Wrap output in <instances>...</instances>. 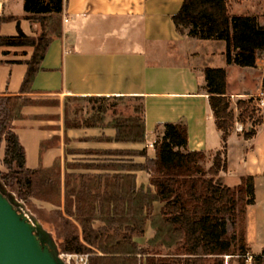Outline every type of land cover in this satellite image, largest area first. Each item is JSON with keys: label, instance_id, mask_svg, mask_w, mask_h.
<instances>
[{"label": "trees", "instance_id": "1", "mask_svg": "<svg viewBox=\"0 0 264 264\" xmlns=\"http://www.w3.org/2000/svg\"><path fill=\"white\" fill-rule=\"evenodd\" d=\"M65 2L24 0L23 18L38 23L40 33L27 35L17 25L16 35H0V48L33 49L31 57L25 61L27 71L20 94L0 95V147L4 145V170H0V179L6 188L29 212L32 200L54 206L59 223L55 232H50L60 253L88 254L87 264H224L225 257L236 258L237 264H245L247 255L252 257L250 264H264V246L258 254H251L245 237L246 209L255 204L253 176H242L237 185H227L219 175L227 167L224 150L217 152L212 165L205 168V153L187 148V126L182 121L162 125V136L154 144V158H149L145 150H114L107 153L142 156L145 162L94 166L101 170L129 173H70L65 168L62 174L59 161L49 168H27L25 148L12 125L24 117V106L43 104L23 95L33 92L34 79L41 70L49 45L55 37L61 36V14ZM11 19L13 17L2 15L0 24ZM171 19L181 34L201 40L224 41L227 64L255 67L258 58L264 59V26L255 16L231 15L228 0H183ZM226 84L225 68H206L204 83L199 86V90L209 96L216 125L223 133V147L233 119L228 111ZM262 89L264 91V75ZM69 98L86 99L99 105L92 107L93 113L82 119L74 117L69 120L65 114V128H113V138L100 139L145 143L141 98ZM109 100H135L139 104L124 114L114 107L116 103L107 106ZM238 104L243 107L241 102ZM253 132L254 129L246 136ZM48 145V142H43L40 152ZM64 166L68 167V164ZM139 170L149 176L147 187L138 186L136 175L131 173ZM157 202L162 206L159 213L154 214ZM37 217L42 223L41 217ZM148 224L154 234L143 245L139 239L145 236Z\"/></svg>", "mask_w": 264, "mask_h": 264}, {"label": "crops", "instance_id": "2", "mask_svg": "<svg viewBox=\"0 0 264 264\" xmlns=\"http://www.w3.org/2000/svg\"><path fill=\"white\" fill-rule=\"evenodd\" d=\"M23 1L0 0V16L13 17L0 24V35H16L17 25L27 35L40 33H36L37 26L41 30L38 23L23 18ZM182 3L183 0H66L61 14V36L51 41L34 79L33 92L23 97L30 100H41L35 99V95H53L58 99L139 97L144 106L145 143L100 139L113 138V128H65L61 101L55 106L33 103L23 107L24 117L12 125L25 148L27 168H49L59 161L62 174L65 168L70 173H129L95 167L106 163L145 162L142 156H116L107 151L145 150L149 158H154V144L162 136V125L182 121L187 126V148L204 152L209 162L207 168L212 165L215 154L224 150L227 167L219 175L225 183H230L227 185H237L240 177L246 175L253 176L254 186L256 179L264 178V59L258 58L255 67L227 64L224 41L201 40L179 33L171 17ZM228 3L231 15L255 16L264 26L262 0H228ZM32 51L30 47L0 48V95L20 94L27 71L25 61ZM206 68L227 71L226 95L236 129L229 130L225 147L209 96L199 90ZM243 98L263 102L260 107L263 121L249 137L246 136L249 132L240 133L247 124L235 116L236 104ZM43 142L49 145L41 153ZM231 142L239 146L234 158L229 153ZM3 154L2 144L1 171L4 170ZM69 165L81 167L75 169ZM85 165L91 167L85 168ZM131 173L136 175L138 186L149 185L145 171ZM161 206L158 202L154 204V214L159 213ZM145 235L148 238L153 235L149 224ZM143 238L139 239L141 244Z\"/></svg>", "mask_w": 264, "mask_h": 264}, {"label": "rangeland", "instance_id": "3", "mask_svg": "<svg viewBox=\"0 0 264 264\" xmlns=\"http://www.w3.org/2000/svg\"><path fill=\"white\" fill-rule=\"evenodd\" d=\"M262 4H264V0H262ZM38 29L36 30V33L38 34L40 30L39 26H37ZM21 51V50H20ZM36 98H41V100H34V101H42L43 104L48 105H59L60 101L63 104V110H64V117L65 114L67 115L68 119L71 120L74 117H77L78 119H82L83 117L90 116L93 113L92 107H96L99 104L97 102L88 101L86 99H75V98H69L66 99L65 97L62 99H58L57 96L53 95H35ZM243 105V107H239V104H236V108L238 109V113L235 115L239 122H243L247 124V127L245 125L242 127L240 133H247L255 129L258 124H260L262 119L261 114V106L262 104L259 103L260 101H256L254 98H243L240 99V101ZM107 106H109L112 103H116L117 105L114 106L118 111L128 114L132 111V108L139 104V102L132 100V101H114L109 100L106 102ZM122 103V104H120ZM113 107V106H110ZM232 114V127L230 128V131L236 129V119L234 117V114L232 113V110H228ZM77 113V114H75ZM108 115H110L108 113ZM233 142H231L230 146L231 149L229 153L231 152L232 158L235 157L237 147H239L236 143V145H232ZM84 153V152H82ZM205 168H207V165L209 162L207 161V156L204 161ZM230 185V183L226 182ZM256 186V204L248 206L245 213V237L247 245L250 247V253L255 254L256 252L260 251L261 248L264 246V178H258L255 182ZM30 212L34 214L35 216H40L42 219V224L51 232H55L56 226L59 222H57V215L54 213L55 207L38 200H32L28 206ZM38 218V217H37ZM152 229V228H151ZM152 233L154 234V231L152 230ZM148 240V236L145 235L144 238L141 240L142 244H144L145 241ZM69 264H75V259L70 258ZM224 264H237L236 258L228 259V257H225Z\"/></svg>", "mask_w": 264, "mask_h": 264}, {"label": "water", "instance_id": "4", "mask_svg": "<svg viewBox=\"0 0 264 264\" xmlns=\"http://www.w3.org/2000/svg\"><path fill=\"white\" fill-rule=\"evenodd\" d=\"M0 264H68L53 234L1 179Z\"/></svg>", "mask_w": 264, "mask_h": 264}, {"label": "built area", "instance_id": "5", "mask_svg": "<svg viewBox=\"0 0 264 264\" xmlns=\"http://www.w3.org/2000/svg\"><path fill=\"white\" fill-rule=\"evenodd\" d=\"M259 103L263 105L262 101ZM61 256L68 262V264L70 258L75 259V264H87L88 254H61ZM251 260V255H247L245 264H250Z\"/></svg>", "mask_w": 264, "mask_h": 264}]
</instances>
